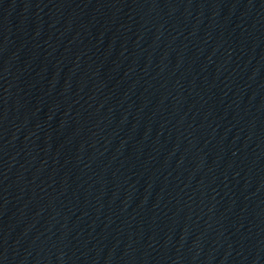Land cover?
I'll return each instance as SVG.
<instances>
[{"label":"water","instance_id":"1","mask_svg":"<svg viewBox=\"0 0 264 264\" xmlns=\"http://www.w3.org/2000/svg\"><path fill=\"white\" fill-rule=\"evenodd\" d=\"M176 264H264V0H244Z\"/></svg>","mask_w":264,"mask_h":264}]
</instances>
